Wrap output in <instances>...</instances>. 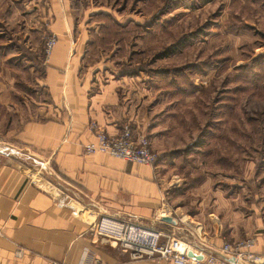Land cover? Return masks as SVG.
I'll return each mask as SVG.
<instances>
[{
    "label": "crops",
    "instance_id": "obj_1",
    "mask_svg": "<svg viewBox=\"0 0 264 264\" xmlns=\"http://www.w3.org/2000/svg\"><path fill=\"white\" fill-rule=\"evenodd\" d=\"M3 6L9 16L14 10L25 20V13L37 15L47 25L45 31L59 41L44 60L29 43L15 44L2 36L10 30L0 22L5 40L0 43V66L14 46L23 47L31 59L28 76L33 87L18 88L11 72L2 70L0 121L7 120V131L0 133L5 138L0 147L9 151L0 152V264H84L90 259L100 264H157L131 260L89 226L103 215L177 237L185 223L183 207L172 200L180 188L178 181L170 180L158 163L144 166L85 153V145L95 141L91 122L111 136L120 134L125 125L147 133L146 126L140 127L144 118L136 78L88 64L89 36L97 28L77 20L74 0H7ZM2 11L4 21L8 15ZM35 67L43 70L42 76L36 75ZM232 189L233 194L226 196L217 188L213 193L211 249L218 252L225 241L258 236L255 252L264 254V199L250 193L247 202L246 187L239 192ZM178 198L182 200L183 194ZM163 199L174 210L168 216L172 223L156 218Z\"/></svg>",
    "mask_w": 264,
    "mask_h": 264
},
{
    "label": "rangeland",
    "instance_id": "obj_2",
    "mask_svg": "<svg viewBox=\"0 0 264 264\" xmlns=\"http://www.w3.org/2000/svg\"><path fill=\"white\" fill-rule=\"evenodd\" d=\"M6 1L0 0V15L8 17L0 22L10 32L0 31V43L2 36L29 43L46 60L47 25L30 12L23 17L31 24L15 10L9 16ZM74 1L77 20L97 28L89 36L88 64L136 78L140 127H147L158 166L180 187L172 198L185 218L177 237L209 249L216 188L226 196L244 186L245 201L250 193L264 199V0ZM107 24L130 27L112 28L109 36L100 30ZM11 52L0 76L9 71L18 88H33L31 59L17 46Z\"/></svg>",
    "mask_w": 264,
    "mask_h": 264
},
{
    "label": "built area",
    "instance_id": "obj_3",
    "mask_svg": "<svg viewBox=\"0 0 264 264\" xmlns=\"http://www.w3.org/2000/svg\"><path fill=\"white\" fill-rule=\"evenodd\" d=\"M58 43L57 35L49 33L45 41L47 59ZM89 129L95 141L85 145L86 154L102 153L112 157L144 166H154L159 155L153 151L148 135L143 131H134L125 125L122 132L111 136L98 123L91 122ZM7 147L0 152H8ZM173 208L163 199L162 206L156 214L161 220L173 215ZM94 235L110 240L133 261L154 260L157 264H264V254L255 252L259 237L252 236L235 242L225 241L218 252L197 247L194 249L184 240L170 235L155 227L143 226L134 222L122 221L109 216H98L89 224ZM2 232L0 231V237ZM202 245L206 241L198 235ZM264 238V236H263ZM190 252L193 254L190 255ZM51 264H62L57 261ZM84 264H100L98 260H86Z\"/></svg>",
    "mask_w": 264,
    "mask_h": 264
},
{
    "label": "trees",
    "instance_id": "obj_4",
    "mask_svg": "<svg viewBox=\"0 0 264 264\" xmlns=\"http://www.w3.org/2000/svg\"><path fill=\"white\" fill-rule=\"evenodd\" d=\"M109 18V17H108ZM101 28H100V30H103V32H105V33H107V35H109V36H111V32L113 33H116L117 31H118V29H120V30H126V29H129V27L127 28V26H125V27H121L119 24H115V25H109V24H107V25H102V26H100ZM112 28H115L114 30H112L111 31V29ZM111 31V32H110ZM115 35V34H114ZM118 41H120V39L118 40ZM20 50H24L25 52H28L27 50H25L23 47H20ZM180 89H182V88H180Z\"/></svg>",
    "mask_w": 264,
    "mask_h": 264
},
{
    "label": "water",
    "instance_id": "obj_5",
    "mask_svg": "<svg viewBox=\"0 0 264 264\" xmlns=\"http://www.w3.org/2000/svg\"><path fill=\"white\" fill-rule=\"evenodd\" d=\"M163 222H167V223H172L173 219L171 217H165L162 219ZM193 253L190 252V255H192Z\"/></svg>",
    "mask_w": 264,
    "mask_h": 264
}]
</instances>
